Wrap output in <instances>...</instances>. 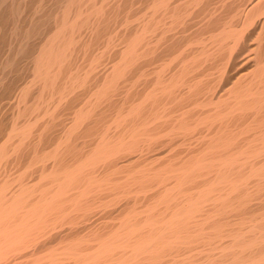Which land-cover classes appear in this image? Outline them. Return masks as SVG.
Listing matches in <instances>:
<instances>
[{
  "label": "bare ground",
  "instance_id": "obj_1",
  "mask_svg": "<svg viewBox=\"0 0 264 264\" xmlns=\"http://www.w3.org/2000/svg\"><path fill=\"white\" fill-rule=\"evenodd\" d=\"M0 264H264V0H0Z\"/></svg>",
  "mask_w": 264,
  "mask_h": 264
}]
</instances>
